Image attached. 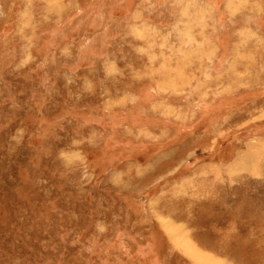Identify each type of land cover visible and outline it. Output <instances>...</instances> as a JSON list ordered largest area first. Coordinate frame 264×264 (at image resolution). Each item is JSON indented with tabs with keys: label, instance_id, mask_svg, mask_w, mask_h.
Returning <instances> with one entry per match:
<instances>
[{
	"label": "rangeland",
	"instance_id": "obj_1",
	"mask_svg": "<svg viewBox=\"0 0 264 264\" xmlns=\"http://www.w3.org/2000/svg\"><path fill=\"white\" fill-rule=\"evenodd\" d=\"M263 218L264 0H0V264H264Z\"/></svg>",
	"mask_w": 264,
	"mask_h": 264
},
{
	"label": "bare ground",
	"instance_id": "obj_2",
	"mask_svg": "<svg viewBox=\"0 0 264 264\" xmlns=\"http://www.w3.org/2000/svg\"><path fill=\"white\" fill-rule=\"evenodd\" d=\"M193 251V250H192ZM195 253H197V257L199 256L200 257V261H202V255L200 254V252L198 253V251H194V255H195ZM207 264H210L209 262L207 263Z\"/></svg>",
	"mask_w": 264,
	"mask_h": 264
},
{
	"label": "crops",
	"instance_id": "obj_3",
	"mask_svg": "<svg viewBox=\"0 0 264 264\" xmlns=\"http://www.w3.org/2000/svg\"><path fill=\"white\" fill-rule=\"evenodd\" d=\"M261 221H262V222H264V218H263V219H261Z\"/></svg>",
	"mask_w": 264,
	"mask_h": 264
}]
</instances>
